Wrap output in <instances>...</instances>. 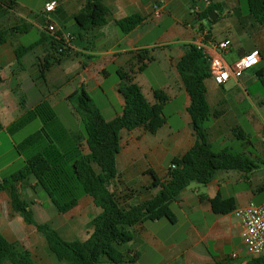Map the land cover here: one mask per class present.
<instances>
[{
  "label": "crops",
  "instance_id": "crops-1",
  "mask_svg": "<svg viewBox=\"0 0 264 264\" xmlns=\"http://www.w3.org/2000/svg\"><path fill=\"white\" fill-rule=\"evenodd\" d=\"M20 1L18 0L14 8H4L0 13V27L13 30L12 33L9 32L7 42L0 46V122L4 127L0 135H5L14 147L19 145L13 138L15 134L7 132V128L42 101H47L60 121L64 119L65 122L68 115H78L67 100L68 96L81 86L85 87L89 94L97 89L106 94L109 77L114 79L109 89L114 93L120 108V111H114L112 115L105 117L108 121L113 120L123 110L118 71L133 70L134 81L140 85L147 100L152 105L163 104L164 123L155 132L143 127L121 131V151L116 160L118 177L112 182L111 189L124 197L126 204H137L156 195L158 189L146 190L153 182L147 171L153 170L161 179L164 178L173 159L184 155L196 142L188 112L189 95L175 68L176 62L184 55V45L205 43L214 46L215 42L230 38L233 47L228 54L222 55L228 64H234L256 49L262 54L261 62L264 61V27L256 23L251 15L239 13V0L209 1L210 4H218L219 9L226 6L230 8L231 13L237 15L230 22L229 28L233 30L236 27H245L243 32L248 35L246 46L232 32L223 38L209 33L208 39L204 40L202 35L206 30L202 20L199 21L198 17L193 16V20L195 18L199 21L197 24L196 21L186 19V12L190 13L194 0H165L159 18L154 16L158 0H104L110 10L107 23L90 30H83L75 21L76 15L85 10L89 0H44V4L50 1H57L59 4L53 12L59 13V21L48 17L47 22L55 24L59 32L70 33L75 37L70 43L73 50L71 55L60 62V66L63 65V75L60 76L59 83L51 86L52 90L45 96L39 89L41 83L39 70L36 68L38 60L50 50L51 39L41 43L44 46V54L36 52L38 45L23 55L18 62L15 51L20 46L15 37L21 33L23 27L24 31L29 30L27 22L41 31L39 41L49 37L47 32L44 33L46 25L35 24L20 13ZM199 4L203 6V10L206 8L203 2ZM42 12L45 15L44 7ZM134 14L143 18L142 23L131 33L123 34L116 22ZM165 16H169V19H164ZM20 20L27 22L22 23ZM166 22L168 25L164 27L163 23ZM161 27L163 29L159 37L152 39L154 31ZM250 40L252 43H249ZM139 50H148V57L152 58L142 72H138ZM210 50L214 55H221L214 47H210ZM158 51H161L167 67L164 70H151ZM31 55L34 59L26 64L25 60ZM75 60L80 61L79 67L73 64ZM70 62L75 70H69L72 67L67 63ZM110 68H114V73L110 72ZM53 69L54 67L47 73V80ZM238 80L232 78L229 82ZM257 81L260 83L258 77ZM226 85L219 86L212 78L206 81L208 104L213 111L220 114L209 123V142L218 151L226 147L231 148L229 143L240 140L241 149L233 150L246 155L258 168L247 174L238 170L219 171L215 179L207 185L191 184L172 205L176 216L175 223L162 219L138 224L132 228L134 240L120 247V250L129 256H135L136 261L123 264H248L250 259L239 249L243 244L241 225L234 211L252 203H264V124L258 118L256 120L251 114L252 110H249L246 114L249 122L254 125L256 135L247 134L238 126L239 110L231 111L229 107L240 106L244 99L239 97L236 101L227 100ZM156 91L164 93V103L156 96ZM255 104H261L260 99H257ZM235 128H239L246 138H238L234 132ZM80 134L84 137V134ZM82 144L84 153H88L86 142L83 141ZM4 178L6 177L0 176V182ZM36 182L34 178L33 182L29 183L35 193L42 189ZM217 196H220L221 200L234 199L233 210H221L222 204H218V210H215L211 201ZM32 202L33 206L37 204L36 201ZM38 205L42 206V203L39 202ZM40 213L48 217L52 210ZM100 213L101 209L94 204L93 198L84 196L69 213L55 215L60 221H64L63 223L59 224L55 219L51 226L64 239L75 240L76 238L71 236L77 231V220L88 219L91 223ZM0 230L9 241L20 244L30 252L22 241L25 237L32 236L34 240L37 238L49 249L46 239L39 236L36 228L26 224L21 220V216L14 212L10 194L6 191L0 192ZM86 233L89 236L92 228ZM32 257L34 259L33 254Z\"/></svg>",
  "mask_w": 264,
  "mask_h": 264
},
{
  "label": "trees",
  "instance_id": "trees-1",
  "mask_svg": "<svg viewBox=\"0 0 264 264\" xmlns=\"http://www.w3.org/2000/svg\"><path fill=\"white\" fill-rule=\"evenodd\" d=\"M17 2L18 0H0V13L4 8H14ZM247 4L250 15L256 23L264 27V0H247ZM219 8L218 4H210L199 14V20L210 19V15L218 13ZM109 11L104 0H89L85 10L76 15L75 21L83 30L101 27L107 23ZM142 21L140 15L134 14L118 20L116 24L123 34H129ZM24 30L25 27L22 31ZM9 32L0 27V46L7 42ZM49 39L50 50L37 62L39 78L43 80H46L47 73L55 65L60 64L73 51L63 38V33L49 34L44 41L21 46L15 51L20 62L23 55ZM147 51H137L138 72L144 71L148 61L152 60ZM175 68L189 95L188 112L196 142L184 155L173 159L164 178L161 179L153 170L147 171L153 182L146 190L158 189V192L140 203L126 204L124 197L111 189L112 182L118 177L116 160L121 151V131L143 127L155 132L163 125L164 119L163 104L152 105L147 100L140 85L134 81L133 70L118 71L123 110L113 120L105 119L85 87L81 86L68 96L67 100L84 126V137L80 133H71L62 126L47 101H42L26 111L7 128V132L14 134L37 119L43 123L39 131L16 146L25 158L24 165L0 182V192L6 191L10 194L14 212L26 224L36 228L59 261L67 264L135 262V256H129L120 250V247L134 240V226L162 219L175 223L176 216L172 205L191 184L207 185L215 179L219 171L238 170L247 174L258 168L246 155L229 147L217 151L209 142V123L220 114L213 111L207 101L206 81L211 78V70L203 51L194 43L185 44L184 55L176 62ZM256 76L264 88V68L257 70ZM155 94L164 103V93L156 91ZM3 130L0 122V133ZM234 132L238 138H246L239 128H235ZM83 141L86 142L88 153L83 151ZM31 176L36 179V185L51 199L59 214L72 211L84 196L93 198L101 213L92 219V233L87 239L68 241L51 225L35 219L32 210L34 203L22 196L23 183ZM211 202L215 210H218V204H222L223 211H232L234 208V199L221 200L217 196ZM7 262L37 264L29 250L9 241L0 230V264ZM248 264H264V256L251 258Z\"/></svg>",
  "mask_w": 264,
  "mask_h": 264
},
{
  "label": "rangeland",
  "instance_id": "rangeland-1",
  "mask_svg": "<svg viewBox=\"0 0 264 264\" xmlns=\"http://www.w3.org/2000/svg\"><path fill=\"white\" fill-rule=\"evenodd\" d=\"M19 4L21 5L20 13L26 15V17L35 24H41L42 26L44 25L47 26L48 17L55 20L56 22L59 21L60 18L59 13L45 14V15L43 14L42 10L46 4V3L44 4V0H21ZM201 8L203 9V6H201ZM229 10L230 8L223 6V9H219L218 13H216L218 15L217 19L215 20L204 19L202 20V25L204 26L206 32L218 38H223L231 34L232 32L234 33V35L237 36V39H239L240 42H243L244 46H246L247 45L246 37L248 35L243 32L244 31L243 28L245 29V27H236L233 30L229 28L230 22L237 17V15L233 14V12L231 13ZM239 13H241V15H247V14L250 15L248 11L247 0H239ZM186 15H187L186 19L189 21H193V22L196 21L195 23L197 24L200 21V20L199 21L195 20V18L194 20L192 19V17L195 15L191 12V10L190 13L189 11H187ZM164 19H169V16H165ZM20 22L26 23L27 21L20 20ZM167 22L169 23L170 20H168ZM167 22L166 24L163 23L164 27L165 25H168ZM27 24L29 30L21 31V33L17 34L15 37L20 47L29 46L34 43H37L41 37V33H40L41 31H39V29L32 26L28 22ZM162 29H163L162 27L157 28L154 31L153 36L151 38L154 39L159 37V35L162 32ZM12 32L13 30H10V33ZM46 32L48 33L47 30L46 31L44 30L45 34H47ZM249 43H252L251 40L249 41ZM36 52L44 54L43 44L39 45V47L36 48ZM161 55H162L161 51H158V53H156L155 56L156 60L154 61L151 70H164L167 67ZM31 59H34L33 55L28 57L25 60V63L27 64L28 61H30ZM74 62L75 63L73 64L74 65L76 64V66L79 67L80 61L75 60ZM67 64H70L68 66L71 67L73 66L71 62ZM62 67L63 65L60 66V64L55 65L54 69L48 75V80L47 78L46 80L39 79L40 80L39 82L41 83L39 89L43 91V95L46 96L48 92L52 90L51 86L57 85L59 83L60 76L63 75ZM262 68H264V61L258 64L257 66H255L254 68L246 71L243 74V76L239 78L238 81H231L228 82L226 85V90L228 91L226 93L227 100L236 101L237 98L239 97L244 99V102L240 106L238 105L231 106L229 107V110L231 111L239 110L238 119L240 121V124L238 126H240L244 130V132H246L247 134H251L252 136L256 135L255 128L254 125L251 122H249L246 113L249 112V110H252L251 114L254 115L255 119L257 120L258 118L264 124V88L257 81V76H256L257 70ZM36 70H39V68L37 67ZM69 70H75V69L74 67H72ZM109 70L110 72L114 73V68H110ZM39 76H40V72H39ZM114 78H116L115 75ZM113 81H114L113 77L108 78L106 84V89H108V91L106 92V94H103L101 89H97L96 91L90 94L96 107L99 108V110L102 112L104 117H109L114 113V111H120L115 95L109 89ZM257 99H260L261 104L256 106L255 102H257ZM66 119L67 120L65 122H63L64 119L63 121H60L59 119L62 126L68 129L71 133L85 134L84 126L78 115H74V116L68 115ZM42 126H43L42 121L40 119H37L34 122L27 125L22 131H20L21 133L20 132L14 133L15 135H13V138L16 141V143H22L25 137H28L29 135L36 133L42 128ZM228 145L235 151H239L241 149L240 140L238 141L236 140L235 143L232 144L229 143ZM24 160H25L24 156H22L19 153L16 146L14 147L13 143H11V141H9V139H7L5 135H0V176L8 177L13 173L19 171L24 165ZM33 180L34 177L31 176L23 183L22 196L23 198L29 201L37 202V204L32 206L35 219L40 223H47L49 225L54 223L55 219L59 224L60 222L63 223L64 221L62 220L60 221V219L56 217L59 213L56 207L54 206V204H52V201L50 200L48 195L44 192V190L40 189V191L35 193L34 189L31 187L32 185H29V183L33 182ZM39 202L42 203V206L38 205ZM50 209L52 210V214H49L48 217L46 215L43 216V214L41 215L40 213L41 211L48 212L50 211ZM21 220H23L22 217ZM77 222H78L77 231H75L71 237L80 240L87 239L89 236L86 233V231L91 229L90 221L88 219L85 220L78 219ZM39 236L42 235L39 233ZM22 241L24 245H26V247H28L31 250L37 264H67L66 262L59 261L49 249L45 248L44 246L45 244L42 245L41 240H38L37 238L34 240L33 237L30 236L29 238L25 237ZM239 249L244 254V256L249 258L243 244L240 245ZM6 264H10V262H7Z\"/></svg>",
  "mask_w": 264,
  "mask_h": 264
},
{
  "label": "built area",
  "instance_id": "built-area-1",
  "mask_svg": "<svg viewBox=\"0 0 264 264\" xmlns=\"http://www.w3.org/2000/svg\"><path fill=\"white\" fill-rule=\"evenodd\" d=\"M199 2H203L206 7L210 5L209 0H195L191 7V12L196 17L203 11ZM163 4H165V0H158L154 10L156 18L161 17ZM58 6L57 1H50L44 6V13L51 14L57 10ZM46 30L51 35H56L59 32L55 24L51 22L47 23ZM208 36V32H203L202 37L204 40L208 39ZM63 38L69 44L75 39L70 33H63ZM195 45L203 51L205 57L209 60L211 78L219 86L227 84L232 78H241L246 71L257 66L262 60L260 50L256 49L237 60L234 64H228L222 55L228 54L233 47V42L230 38L217 41L214 46H208L205 43ZM210 47L218 49L221 55H214ZM262 141L264 142V136ZM234 212L241 225V238L249 259L264 256V203L260 205L252 203L246 207L237 208ZM234 256L236 257L237 255Z\"/></svg>",
  "mask_w": 264,
  "mask_h": 264
},
{
  "label": "water",
  "instance_id": "water-1",
  "mask_svg": "<svg viewBox=\"0 0 264 264\" xmlns=\"http://www.w3.org/2000/svg\"><path fill=\"white\" fill-rule=\"evenodd\" d=\"M218 15L214 12L210 15V20H215L217 19Z\"/></svg>",
  "mask_w": 264,
  "mask_h": 264
}]
</instances>
